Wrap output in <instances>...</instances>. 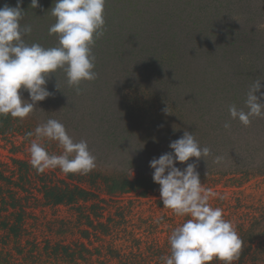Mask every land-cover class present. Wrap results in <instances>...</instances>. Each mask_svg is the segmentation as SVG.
I'll use <instances>...</instances> for the list:
<instances>
[{"label": "trees", "instance_id": "1", "mask_svg": "<svg viewBox=\"0 0 264 264\" xmlns=\"http://www.w3.org/2000/svg\"><path fill=\"white\" fill-rule=\"evenodd\" d=\"M121 1L124 3V0H116L110 14L112 2L108 1L107 10L104 12L105 24L113 22V26L106 30L109 32L108 38L113 41L105 43V49L109 50L108 58L112 60L116 57L118 61L120 60L123 66L118 67V71L136 73L137 66L134 63L131 65V61H125V55L118 54V49L127 50L129 55H133L132 61L137 59L138 62L140 55L144 59V54L147 53L149 58L158 55L160 57L158 64L151 63L152 68L149 71L150 76L155 79L157 74H160L157 71L164 69L157 65H161L160 61L168 57L176 58L177 64L173 70H185L177 77L171 76L172 81L183 83L181 87L170 88L167 92L168 95L170 93L175 95L174 101L177 100L178 105L183 103L182 97L186 100L183 95H188L191 105L190 133L202 148L211 149L205 160L196 161L195 158L190 160V163H196V170L203 186L213 188L222 183L225 187L242 188L257 177H261L263 179L261 183H264V121L253 117L251 124L246 127L238 119L232 120L229 114V107L232 105L247 111L244 103L247 92L256 80L254 77L264 72V65H256L254 67L256 69L253 70L240 68L239 60L260 54L262 50H256V53L253 49H249V52L242 50L238 57L226 52L220 55L216 42L220 37L222 42L230 43L229 46L232 48L236 43L239 47L245 48L243 45L246 40L251 41V47L256 45L258 42L254 36L257 35V29L250 27L249 24L251 13H244L241 10L242 2L238 3L240 4L238 14L244 17V25L241 24L235 34L231 32L228 35L232 39H226L220 33L225 29L214 34L215 26L211 31L209 29L210 35L198 30L197 26L200 27L207 20H210L209 24L215 25V18H210L208 16L210 11H206L196 17V26L192 31L194 42L176 40L172 37L173 41L167 44V39L180 28L181 22L177 18L167 11L159 14L155 9L134 15L135 9L131 8V11L125 9L129 6L128 0L123 7V4L119 5ZM151 1L149 7H156L157 4ZM39 5L40 7L34 9L36 13L43 12L51 16L53 0H39ZM43 13L40 18L45 19ZM231 16L232 13L229 14L230 19L224 22L225 26L227 22L231 27L235 24ZM219 19L221 20V17ZM54 23L55 21L48 26L47 23L43 25L47 32L40 40L44 48L58 46L57 35H49V28ZM121 30L124 38L127 33L138 36V44L130 46L121 41L114 42ZM226 31L228 33L230 29ZM212 36L216 37L212 44L204 41ZM114 44L115 50L114 47L107 48ZM137 45L138 50L134 49ZM93 54L95 56V52ZM178 59L182 63H178ZM189 75L190 80L186 81ZM180 77L184 82L180 81ZM55 78L57 83L54 84L52 81ZM63 78L64 71L57 70L48 79L53 83L47 84L52 96L38 102L37 108L27 118L20 120L10 115H0V135L8 133L21 135L24 132L21 130L22 127L30 133L33 132V126L29 123H44L55 117L50 115L53 109L51 104L59 96L53 93L52 89L57 84L60 92H63V86L68 85ZM93 84L89 86L92 89ZM207 89L212 92L207 93ZM261 91H264V88ZM257 95L259 96V93ZM23 98L29 99L27 92H23ZM215 100L221 102V107L211 108L210 105H204V102ZM132 110L136 111V107ZM139 113L136 111L135 114ZM56 117L58 118V115ZM226 122L231 124L228 130L224 128ZM13 146L17 147L15 144ZM259 156L262 159H259ZM217 157L221 158L219 162L216 161ZM255 159L263 161V164L257 165ZM92 171L96 176L93 183H88L87 179L85 181L75 179L77 174H66L64 178L47 171L38 174L30 161L22 158L11 157V162L0 158V264H164L162 257L170 255L169 236L176 227L185 222L186 217L177 226L176 218H172V210L165 208L159 200L158 203L165 210L162 216L159 218L154 214L143 216L139 219L142 223L141 229L130 230L131 215L127 216L124 212L125 194L132 192H139L143 196L151 192L160 194V186L153 182L152 177L142 173L134 176V174L109 175L101 170ZM97 177L100 178V185L96 181ZM235 193V199H231L229 195L222 199L221 206L212 199L209 201L213 207L223 210L224 219L232 223L243 242L239 259L233 264H264V201L248 200L241 189ZM47 208L53 209V212L48 213ZM127 208H130L129 205ZM113 209L119 212L120 220L116 218L117 213L114 216ZM153 212L154 210H151V213ZM163 228L167 235L160 234ZM117 240L123 241L119 244L120 247L116 243ZM212 264L223 262L216 259Z\"/></svg>", "mask_w": 264, "mask_h": 264}, {"label": "rangeland", "instance_id": "2", "mask_svg": "<svg viewBox=\"0 0 264 264\" xmlns=\"http://www.w3.org/2000/svg\"><path fill=\"white\" fill-rule=\"evenodd\" d=\"M108 1L110 3L112 2L110 4V14L116 5V0H106L105 8L108 7ZM126 1L124 0V3L121 1L119 5L123 4V7ZM151 2V0H128L130 7L126 4L127 8L125 9L130 11L131 8L135 9L134 15L140 12L146 13L148 9H155L159 14L160 12L167 11L174 18H177L181 22L179 24L180 28L167 39V44L173 41L172 37H175L176 40L183 39L194 42L192 31L193 27L196 26V17L204 14L206 11H210L208 15L210 18H215V25L209 24L211 22L207 20L205 24L200 25V27L199 25L197 26L198 30L210 35L209 29L211 31V28L215 26L214 34L225 29L224 32L220 33L224 35V38L232 39L228 35L231 32L235 34L239 30L240 25H244V17L238 14L240 6L238 3L242 2L241 10L244 13H251L252 15L249 24L250 27L257 29V35L254 37L257 38L258 43L251 47V41L246 40L243 45L245 48L239 47L238 43L232 48L229 46L230 43L222 42L219 37L216 41L219 46L218 53L223 55L226 52L229 55L238 57L242 50L249 52V49H253L255 53L256 50H262L260 53L262 56L260 54H256L257 56L254 54V56L246 57L247 59L243 58L239 60L241 64L238 67L253 70L256 65H264V0H153L157 5L156 7L150 8L149 3ZM16 3L17 0H0V7H3L5 4L16 6ZM30 3L31 0H23V4L21 5L25 11L21 24L30 25L32 28L31 33L25 35L23 39L29 45L38 43L44 47V44L40 41L47 35L43 25L47 23L48 26L49 23L55 21V17L45 15L43 12L36 13L30 7ZM48 6L49 4L46 5V7ZM41 13H43L45 19L40 18ZM231 13V20H234L235 24L231 27V24L227 22L225 26L224 22L230 19L229 14ZM220 17L221 20L219 19ZM186 25L189 26L182 29ZM110 26H113L112 21L109 24H105L104 35L96 39L95 44L92 46V54L95 52L94 70L97 73V78L94 81L96 83L94 81L91 84L89 81L82 82L79 86V93L75 87H70L69 85L63 86V92H60L58 86V89L54 86L52 91L59 97H56L57 99L55 98L52 101L53 104L51 105L53 109L50 111V115L55 117L50 119H56L64 124L67 133L75 142L81 140L87 141L89 150L96 157V167L93 170H101L104 174L109 175L134 174L136 176L142 173L145 176L152 177L153 170L149 167V161L154 157L158 158L162 153L171 151L169 143L182 137L184 131L190 132L191 105L190 100H188V95H183L186 100L182 97L183 103L178 105L177 100L174 101L175 95L171 93L168 95L167 92L170 88L181 87L183 83L172 81L171 76L177 77L180 72H185V70H173V67L177 64L176 58L168 57V59L160 61L161 65H157L164 69L157 71L160 74H157L155 79L153 76H150L149 71L152 68L151 63L153 65L158 64L160 58L158 55H153L149 58L148 53L144 54L146 60L140 55L138 62L137 59L132 61L131 58H133V55H129L127 50L118 49V54L125 55V61H131V65L134 63L137 66L136 73L128 72L127 70H124V72L118 71L117 68H121L123 65H121L120 60L118 61L116 57H113L112 60L108 58L109 50L105 49V43L113 42L108 38L109 32L106 31ZM227 29H230L228 33L226 31ZM188 32L190 34H187ZM116 40L117 43L121 41L125 45L134 46L138 44L137 40L139 38L138 36L135 37V34L132 35L129 33L124 38L123 31L121 30V33L117 35V39H114V42ZM214 40H216V37L212 36L204 41L212 44ZM110 47H114V50L116 49L115 44L107 48L109 49ZM134 49L138 50L139 46L137 45ZM259 61L261 62L259 63ZM178 63H182V61L178 59ZM235 64L237 65L238 61ZM101 71H104V73H101ZM254 78L264 79V72L256 75ZM62 80L67 81L66 76ZM188 80H190V75L186 81ZM180 81L184 82L183 78L180 77ZM219 81L217 84H219ZM52 82L54 84L57 83L56 78ZM53 83L49 80L47 81V84ZM92 84L93 89L89 87ZM210 92L212 91L207 89V93ZM161 95L163 97H160ZM204 105H210L211 108H216V106L221 107V102L217 100L207 101L204 102ZM133 107H136V111L140 112L138 115L135 114L136 111L132 110ZM178 110L180 111L178 112ZM57 115L58 118L56 117ZM254 118L256 120L259 119V121H264V118ZM29 124L33 126L32 136L28 135L27 132L29 130H26L25 127L21 128L25 133L23 132L18 136L15 133H8L4 136L0 135L1 159L11 162V157H14L30 161V144L34 140L41 143L50 154L60 155L63 153V149L59 146L58 142L49 141L46 138L37 139L35 136V128L42 123ZM13 143L17 147H14ZM259 159H262V157L259 156ZM255 161L257 165L263 164V161L257 159ZM176 166L183 169L186 167V164L177 163ZM45 171L47 173H56L55 175L57 177L64 178L66 176L58 168ZM95 176L96 173L91 171L87 175L77 174V178L75 179H78V181H85L87 179L88 183H93ZM96 181L98 185L101 184L99 177H97ZM262 181L263 179L261 177L254 178L242 188H237L236 186L225 187L222 183L213 188L203 187L214 193L210 199L221 206V201L226 196L229 195L228 197L235 199V192L239 189L245 193L248 200L264 201V183H261ZM82 184L89 186V184H85L84 182ZM159 200H161L160 194L153 192L147 196H143L139 192L125 194L124 201L126 204L124 212L127 216L131 215L129 229H141L142 223L139 219L143 216L154 214L157 218L161 217L165 210L158 203ZM128 205L130 207L129 209L127 208ZM47 210L50 214L53 212L51 208H47ZM151 210H154V212L151 213ZM113 212L114 216H116L117 212L115 209H113ZM118 213L116 216L117 219L119 218ZM172 214V218H176L177 226L180 225L185 217L177 216L174 213ZM186 219L188 218L186 217ZM161 231V235L168 234L165 232V228ZM116 243L120 247L119 244L123 243V241L117 240ZM121 249L123 248L121 247Z\"/></svg>", "mask_w": 264, "mask_h": 264}, {"label": "clouds", "instance_id": "3", "mask_svg": "<svg viewBox=\"0 0 264 264\" xmlns=\"http://www.w3.org/2000/svg\"><path fill=\"white\" fill-rule=\"evenodd\" d=\"M105 3L106 0H54L51 15L55 23L49 35H57L58 46L51 48L38 43L29 45L23 39L32 31L30 25L21 24L23 0H17L16 6L0 7V115L27 118L38 102L52 96L47 81L57 70L64 71L67 84L78 93L82 82L97 78L92 46L104 35ZM30 7H40L39 0H31ZM262 81L258 78L250 86L244 102L247 111L235 105L229 107L232 120L238 119L247 127L253 117L264 118ZM23 92L29 99L23 98ZM230 127V122L224 124L226 130ZM35 136L38 140L56 141L63 149L60 155L50 154L41 143L32 141L30 164L38 174L58 168L64 174L87 175L95 169L96 157L87 141L75 142L60 121L48 119L39 124ZM169 148L171 151L149 161L152 179L160 186L162 205L177 216L189 218L171 232L170 255L162 257L164 264H212L216 259L233 264L239 259L243 242L232 223L224 219L223 210L210 204L214 193L203 187L196 163H188L191 158L205 160L211 149L202 148L188 131L171 141ZM177 163L186 167L181 169Z\"/></svg>", "mask_w": 264, "mask_h": 264}]
</instances>
